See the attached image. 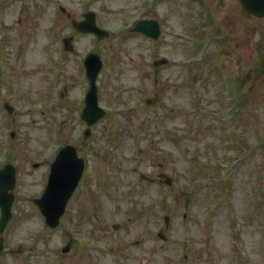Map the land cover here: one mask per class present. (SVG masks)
Returning <instances> with one entry per match:
<instances>
[{"label": "rangeland", "instance_id": "obj_1", "mask_svg": "<svg viewBox=\"0 0 264 264\" xmlns=\"http://www.w3.org/2000/svg\"><path fill=\"white\" fill-rule=\"evenodd\" d=\"M88 11L108 38L73 28ZM142 18L161 23L157 41L129 32ZM69 36L73 53L63 49ZM94 48L104 61L100 104L110 114L85 142L82 60ZM161 57L170 64L156 74ZM238 75L241 98L244 91L252 98L234 136L220 117L230 118L239 102ZM4 100L16 109L12 117ZM8 119L19 134L10 141L0 125V158L4 142L19 139L47 162L73 144L88 173L52 231L31 204L44 189L39 171L19 164L6 236L13 252L0 254V264H264V18L250 19L239 0H0V123ZM159 173L173 186L140 180ZM70 241L67 256L61 249Z\"/></svg>", "mask_w": 264, "mask_h": 264}, {"label": "water", "instance_id": "obj_2", "mask_svg": "<svg viewBox=\"0 0 264 264\" xmlns=\"http://www.w3.org/2000/svg\"><path fill=\"white\" fill-rule=\"evenodd\" d=\"M242 2L245 8L250 13H253L257 16H264V0H242ZM86 18L87 19L85 22H82L80 24H75V26L82 32H95V33L103 34L97 29L95 25L94 14L91 13L87 14ZM144 27H146V29L148 30H154L153 35L155 37H157L160 33L158 24L156 22H141L137 24L136 30L143 31ZM69 42L70 39L65 40L67 46L69 45ZM95 59H97V62H93ZM87 68L89 70V77L92 84V91L90 98L87 102V108L84 111V117L87 123L89 125H92L103 115V113H101L100 110L97 108V104L95 100L96 99L95 79L101 68V63L97 57L91 56L87 62ZM59 170L60 168L54 169L55 173L53 172V174L51 175L47 192L44 198L39 202L43 212L47 217L48 223L51 226H55L58 223L59 217L64 212L67 201L79 179L81 167L80 169H78L75 177L72 178L71 182L62 181L64 178L63 176L64 172L63 174H59ZM5 212L6 211L4 210V217H3L4 221L7 218Z\"/></svg>", "mask_w": 264, "mask_h": 264}]
</instances>
